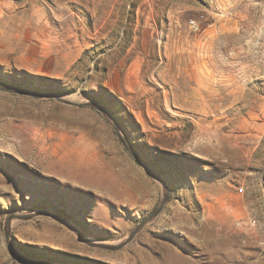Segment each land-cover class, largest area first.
I'll list each match as a JSON object with an SVG mask.
<instances>
[{
	"label": "rangeland",
	"instance_id": "rangeland-1",
	"mask_svg": "<svg viewBox=\"0 0 264 264\" xmlns=\"http://www.w3.org/2000/svg\"><path fill=\"white\" fill-rule=\"evenodd\" d=\"M38 5L59 24L64 14L76 55L55 74L0 64V82L79 104L0 90V264L264 260V0ZM223 21L230 29L219 28ZM89 99L115 117L169 190L161 212L117 250L91 246L61 218L38 214L65 216L89 242L119 244L160 201L161 186L112 123L83 104ZM65 159L79 163L78 181L57 172ZM250 218L256 225L248 229Z\"/></svg>",
	"mask_w": 264,
	"mask_h": 264
},
{
	"label": "crops",
	"instance_id": "crops-1",
	"mask_svg": "<svg viewBox=\"0 0 264 264\" xmlns=\"http://www.w3.org/2000/svg\"><path fill=\"white\" fill-rule=\"evenodd\" d=\"M26 1L28 4L24 7ZM26 1L0 0V64H13L19 69L38 74L60 72L63 67L69 65L71 57L76 55L71 54L65 16L61 15L62 22L59 24L52 19L53 15L46 11L44 5L39 7L40 0ZM230 27V24L224 21L219 26L222 30ZM188 51L190 56L196 54L191 52V49ZM142 61L144 63L145 58H142ZM174 75L179 78L181 72L175 70ZM191 79L197 81L193 76ZM196 84L198 85V82ZM228 86L231 90L232 86ZM192 88L191 95L196 96V89ZM258 106H261V103ZM228 107L242 108L243 103L230 104ZM150 111L156 113L155 109H146L147 113ZM249 264H264V260L254 259Z\"/></svg>",
	"mask_w": 264,
	"mask_h": 264
},
{
	"label": "water",
	"instance_id": "water-1",
	"mask_svg": "<svg viewBox=\"0 0 264 264\" xmlns=\"http://www.w3.org/2000/svg\"><path fill=\"white\" fill-rule=\"evenodd\" d=\"M0 90L5 91V92H9V93L18 94V95L31 96L33 98H53L55 100H58L62 103L69 104V105L79 104V103L72 101L70 98L63 97L62 95H59V94L36 93V92L30 91L27 89H21L18 87H14V86L2 83V82H0ZM83 104L95 108L97 111H99L103 116H105L112 123V126L115 130V133H116L118 139L120 140L121 144L123 145V147L129 152V154L133 157V159L152 178H154L155 181L161 186V188L163 189V194H162L160 201H159L158 205L156 206V208L154 210H152L146 217H144L142 220H140V222L137 224V226H135L131 230V232L128 234L127 238L119 244H109V243H103V242H89L85 239V237L83 236V234L81 232L77 231L75 229V227H73V225L68 221V219L65 216H63L61 214H59V215L53 214L49 211H42V212H39L38 214H45V215L50 216V217L61 218L62 221L64 223H66V225H68L78 235V237L81 240L85 241L86 243H88L91 246L98 247L101 249H107V250H117L121 246H123L126 242H128L135 235V233L141 228V226H143L146 222L154 219L161 212L164 204L167 202V200L169 198V190L165 184V181L163 180L162 176L160 175V173L151 165V163L149 161L143 159L141 157V155H139V153L136 150H134V148L131 147L125 141V139L123 138V135L119 129V125H118L115 117L100 102H98L95 99H89L88 101L84 102ZM24 259L26 262L31 263V264H49L48 262L38 261V260L31 258V257H25Z\"/></svg>",
	"mask_w": 264,
	"mask_h": 264
},
{
	"label": "bare ground",
	"instance_id": "bare-ground-1",
	"mask_svg": "<svg viewBox=\"0 0 264 264\" xmlns=\"http://www.w3.org/2000/svg\"><path fill=\"white\" fill-rule=\"evenodd\" d=\"M69 133V132H68ZM72 136V135H71ZM85 142V141H84ZM82 143V142H81ZM27 144V143H26ZM85 144V143H84ZM86 146V145H85ZM81 149V148H80ZM79 149V150H80ZM84 149H85V147H84ZM78 150V149H77ZM84 151V150H83ZM65 152V151H64ZM77 152V151H76ZM80 152V151H79ZM69 153H70V151H69ZM77 154V153H76ZM62 155V154H61ZM66 155H67V153H66ZM68 155H70V154H68ZM67 155V156H68ZM86 156V155H85ZM84 156V157H85ZM60 157H62V156H60ZM68 157H70V156H68ZM88 157H90L89 155H88ZM92 157V156H91ZM72 159V158H71ZM84 160V159H83ZM90 160V159H89ZM67 163H66V162ZM74 161V160H73ZM78 161V160H77ZM79 161H80V159H79ZM78 161V162H79ZM85 161V160H84ZM83 161V162H84ZM91 161V160H90ZM82 163V162H81ZM77 164H79V163H77ZM77 164H75V163H73L72 162V160H68V159H65L63 162H62V164H61V166H60V168L57 170V172L58 173H60L61 174V176H63V177H65V178H67V179H70V180H72V181H78V179L80 178V176H79V173L81 172V170H80V166L79 165H77ZM82 166V165H81ZM92 166V165H91ZM94 167V166H93ZM96 167V166H95ZM48 168V167H47ZM83 168H85V167H83ZM99 168V167H98ZM97 168V169H98ZM97 169H91L90 170V174H92V175H94L95 176V178L94 177H91L92 178V183H96V184H98V182H97V177L99 176V171L97 170ZM87 170V169H86ZM89 170V169H88ZM82 171H83V169H82ZM109 175V174H108ZM111 176V175H110ZM115 176V175H114ZM121 176V175H120ZM119 175L118 176H116V178H118V177H120ZM112 177H113V175H112ZM106 178V177H105ZM111 178V177H110ZM115 178V177H114ZM119 179H121V178H119ZM113 180V179H112ZM115 180V179H114ZM91 182H89L88 183V181H87V183L88 184H90ZM119 183V182H118ZM118 183H117V185H118ZM121 183V182H120ZM95 185V184H94ZM114 191H116V189L114 190ZM117 192V191H116ZM113 194H115V195H117L118 196V193H113ZM165 262H168V263H171V264H186V262H181V261H178V260H176L175 258H168Z\"/></svg>",
	"mask_w": 264,
	"mask_h": 264
},
{
	"label": "built area",
	"instance_id": "built-area-1",
	"mask_svg": "<svg viewBox=\"0 0 264 264\" xmlns=\"http://www.w3.org/2000/svg\"><path fill=\"white\" fill-rule=\"evenodd\" d=\"M190 26H191L192 29H197V28H198V25H197V23H196L194 20H192V21L190 22ZM239 190L241 191L242 189L239 188ZM255 225H256V220H255V218H250V219L247 221V223H246V227H247L248 229L254 227ZM260 243H261V245L264 246V238H263V240H261Z\"/></svg>",
	"mask_w": 264,
	"mask_h": 264
}]
</instances>
